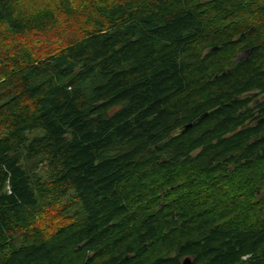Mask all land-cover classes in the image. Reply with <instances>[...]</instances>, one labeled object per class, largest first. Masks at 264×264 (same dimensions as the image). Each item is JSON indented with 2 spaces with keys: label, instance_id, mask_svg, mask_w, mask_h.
I'll use <instances>...</instances> for the list:
<instances>
[{
  "label": "trees",
  "instance_id": "1",
  "mask_svg": "<svg viewBox=\"0 0 264 264\" xmlns=\"http://www.w3.org/2000/svg\"><path fill=\"white\" fill-rule=\"evenodd\" d=\"M19 1L0 25L20 40L57 22ZM104 1L52 51L19 41L0 79V264H264V123L242 99L264 91V0Z\"/></svg>",
  "mask_w": 264,
  "mask_h": 264
},
{
  "label": "rangeland",
  "instance_id": "2",
  "mask_svg": "<svg viewBox=\"0 0 264 264\" xmlns=\"http://www.w3.org/2000/svg\"><path fill=\"white\" fill-rule=\"evenodd\" d=\"M32 0H20L19 6L23 12L29 13L28 9L30 8L35 9L32 7L31 2ZM39 7H45L48 12L55 13L57 22L55 24L45 23L46 25H40L38 27H34V29H29L24 36V39L20 40L18 37L11 34L4 25H0V79H2L11 69V66L15 65V63L19 60L18 54L16 52L17 43L21 41L22 44H27L29 47L36 49L38 52H49L54 50L55 46L57 47L58 44L66 43L68 40L74 38L76 34H78V30L84 28L83 21L85 20L86 12L97 9L100 5L105 3L104 0H39ZM65 5L68 9L74 10V14L70 13H63L61 18L65 20L62 21L60 18V12L63 11L61 9L62 5ZM91 5H94L93 8H90ZM96 5V6H95ZM34 6V5H33ZM37 2L35 3L34 7H37ZM59 8L60 10L57 11L54 7ZM37 9V8H36ZM35 9V10H36ZM44 10V9H43ZM22 12V13H23ZM48 16L49 13H47ZM65 14V16H64ZM81 14V16L79 15ZM52 19L51 17H49ZM242 19V20H241ZM243 22L248 21V16L246 14H242L241 17L238 19ZM234 20L236 23L235 26L237 28H242L240 25V21ZM240 25V26H238ZM19 45V44H18ZM17 64V63H16ZM41 135L40 132H34L31 136H38ZM47 163L44 160H40L35 167H32V172L39 177L43 182L47 181ZM46 183V182H45ZM68 194H66L62 198V203L64 205L65 200ZM59 205L52 204L49 207L43 210V213L48 217L47 220L41 219L38 223H40L43 228L49 227V230H52V223L50 222L51 217L57 212L59 209ZM75 208V207H74ZM74 209H70L69 213L65 216L67 222H71L73 216L72 211ZM58 215V214H57ZM59 216V215H58ZM40 226V225H39ZM50 226L52 229H50Z\"/></svg>",
  "mask_w": 264,
  "mask_h": 264
},
{
  "label": "flooded vegetation",
  "instance_id": "3",
  "mask_svg": "<svg viewBox=\"0 0 264 264\" xmlns=\"http://www.w3.org/2000/svg\"><path fill=\"white\" fill-rule=\"evenodd\" d=\"M253 52L252 47H245L240 49L233 58L234 62L238 61H247L249 60L251 54ZM242 99L245 101H249L247 103V107L243 108L245 112H247V120L245 125H249L250 128L256 127L259 123H264V114L261 110H263L264 103V91L261 90H252L247 91L242 95ZM190 127V126H188ZM264 135V133H263Z\"/></svg>",
  "mask_w": 264,
  "mask_h": 264
},
{
  "label": "water",
  "instance_id": "4",
  "mask_svg": "<svg viewBox=\"0 0 264 264\" xmlns=\"http://www.w3.org/2000/svg\"><path fill=\"white\" fill-rule=\"evenodd\" d=\"M181 264H191V262L188 258H186L181 262Z\"/></svg>",
  "mask_w": 264,
  "mask_h": 264
},
{
  "label": "bare ground",
  "instance_id": "5",
  "mask_svg": "<svg viewBox=\"0 0 264 264\" xmlns=\"http://www.w3.org/2000/svg\"><path fill=\"white\" fill-rule=\"evenodd\" d=\"M237 23V22H236ZM224 27V26H223ZM230 28V27H229ZM243 28V27H242ZM228 31V30H227ZM230 31V30H229ZM227 33V32H226ZM233 34V33H232ZM229 35V34H228ZM206 37V36H205ZM232 37V36H231ZM248 42V41H247ZM241 43V42H240ZM242 44V43H241ZM264 49V48H263ZM190 68V67H189ZM222 70V69H221ZM201 85V84H200ZM249 102V101H248ZM264 104V103H263ZM245 135V134H244ZM251 137V136H250ZM242 139V138H241ZM243 140V139H242ZM245 141V140H244ZM242 142V141H241ZM244 143V142H243ZM200 159V158H199Z\"/></svg>",
  "mask_w": 264,
  "mask_h": 264
}]
</instances>
